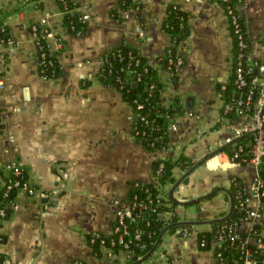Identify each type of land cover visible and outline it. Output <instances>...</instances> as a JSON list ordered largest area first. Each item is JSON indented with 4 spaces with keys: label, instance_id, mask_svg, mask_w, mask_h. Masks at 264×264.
I'll use <instances>...</instances> for the list:
<instances>
[{
    "label": "crops",
    "instance_id": "obj_1",
    "mask_svg": "<svg viewBox=\"0 0 264 264\" xmlns=\"http://www.w3.org/2000/svg\"><path fill=\"white\" fill-rule=\"evenodd\" d=\"M74 1V10L89 16L82 35L64 24L59 0H0V25L8 26L12 36L8 44L0 43V79L5 83L0 168L19 163L35 189L32 195L19 190L13 213L0 219L2 264H129V251L102 247L98 256L89 237L112 235L117 211L128 203L134 183H157L154 163L182 155L202 162L174 191L179 201H189L177 204L176 211L181 221L192 223V230L166 234L141 264H222L213 247H200L198 234L210 231L211 222L230 210L222 189H229L232 177L249 189L256 174L254 164L232 163L219 151L230 130L218 122L223 100L217 88L230 80L233 67L223 5L220 0H135L139 6L118 21L111 11L119 0ZM170 3L190 16V35L178 51L185 63L176 73L159 63L173 45L163 30ZM239 11L251 40L249 61L264 63V0H244ZM33 23L48 28L50 49L64 68L60 78L39 74ZM122 44L140 49L158 69L165 107L177 99L182 103L183 112L169 125L167 149L151 151L138 141L131 105L115 87L97 80L105 53ZM183 173L174 169L177 182ZM173 186L168 185V194ZM250 205L259 216L243 220L240 229L252 244L261 237L264 251V200L252 199ZM160 216L171 214L162 211ZM254 227L261 233H253Z\"/></svg>",
    "mask_w": 264,
    "mask_h": 264
},
{
    "label": "trees",
    "instance_id": "obj_2",
    "mask_svg": "<svg viewBox=\"0 0 264 264\" xmlns=\"http://www.w3.org/2000/svg\"><path fill=\"white\" fill-rule=\"evenodd\" d=\"M62 9L66 12L64 24L68 30L74 34H85L87 31V21L82 19V15L74 10L78 3L74 0H59ZM224 7L225 13H228L227 7L234 8V14L237 16L238 23L241 27L242 39L245 47L240 45V36L235 32V27L231 24V16L229 19V30L233 41V67L231 70L230 80L226 83L218 85L217 91L221 95V99L226 103H234L240 98L246 99L252 89L251 82L258 75V68L253 65L248 70V59L251 53V40L249 38L244 18L242 17L237 4H242L244 0H229L225 2L220 0ZM139 6L135 0H119L118 5L112 9L111 13L118 21H122V14ZM189 14L181 8L177 3H170L167 6V17L163 22V30L169 33L173 39V45L168 49L167 53L159 59V63L165 67L176 69V61L178 50L181 43L185 42L190 35ZM33 26L37 27L38 35L37 58L39 62V74L46 79H57L64 75V68L61 66L58 53L50 49L46 36L44 35L48 28L40 23H33L31 31L34 32ZM43 31V32H42ZM11 33L8 26L0 25V43L8 44L11 41ZM244 53L243 64L246 72L245 76L248 84L239 87L236 82V69L238 67V56ZM44 54V56H42ZM173 63L171 64V61ZM260 64V61H252ZM97 80L103 85L115 87L122 94L123 99L128 102L133 111L137 115L133 125V135L136 139L142 142L147 149H167L169 148L170 135L169 125L172 118L183 112L182 103L179 99L170 107H165L161 102V97L164 91V85L159 79L158 69L149 62L148 58L140 51V49L129 44H122L107 51L102 59L101 67L97 73ZM253 112L254 105L251 106ZM223 119L235 120L237 117L230 112L227 115L222 114ZM251 135L242 137V143H249ZM245 157L250 158L251 154L247 152L250 147H245ZM230 150V149H229ZM198 161L180 156L178 159L172 158L160 159L154 163V172L157 177V183H134L128 201L133 202L134 198L140 201H148L153 199L155 206L157 205L156 196L158 194L168 195L169 205H158L157 211L144 209L136 210L134 220L128 219L129 234L125 236V241L129 242V247L132 251L129 264H141L143 261L151 258L159 248L163 238L168 233H176L187 229L192 230L191 222H183L176 211L177 204L173 202L168 194V185L172 186L177 183L174 176V169L179 167L186 174L192 168L198 165ZM163 168L159 173L160 165ZM244 165L247 163L244 162ZM24 170V169H23ZM183 173V174H184ZM2 180L9 182V179L14 178L12 173L6 174L0 168ZM184 174V175H185ZM261 175L264 177V169L261 170ZM16 178V177H15ZM21 184L27 181V175L21 174L19 177ZM187 178L183 180L185 182ZM244 182L237 176L232 177L231 186L229 189H222L230 201V210L221 213L216 219L211 222L210 231H202L198 234V242L202 249H211L213 247L215 255L222 264H245V255L242 253V245L248 238V235L241 231H232V234L238 233L239 238L233 239L232 235L227 233L228 228L237 223L241 225L242 221L247 216V209L240 206L238 195L243 192ZM18 188L13 187L9 191L2 184L0 187V211L3 210L5 215L0 214V219H7L14 211L15 199L18 193ZM218 188L207 198L213 197L218 193ZM233 201V202H232ZM167 211L171 218H162L160 212ZM116 225V223H115ZM259 227H254L253 233L258 231ZM226 230V233L223 231ZM139 232L140 238L135 239L136 233ZM99 235V236H98ZM227 235L221 240V245H215L213 241L221 236ZM95 239L92 242V239ZM100 238L106 240V247L112 248L113 251L119 252L124 249L123 244L117 242L118 234L112 235L95 234L89 237V242L93 251L99 256L102 254V244ZM116 240L112 244L110 240ZM246 249L250 250L254 258V264H264V251L252 243L246 244ZM3 257L0 255V264ZM83 264H86L82 261Z\"/></svg>",
    "mask_w": 264,
    "mask_h": 264
},
{
    "label": "built area",
    "instance_id": "obj_3",
    "mask_svg": "<svg viewBox=\"0 0 264 264\" xmlns=\"http://www.w3.org/2000/svg\"><path fill=\"white\" fill-rule=\"evenodd\" d=\"M64 1V0H63ZM225 2H229V0H224ZM238 7L241 5L237 4ZM236 8V7H234ZM234 8L231 6L227 7L228 15L231 16V24L235 27V32L240 36V45L245 47V43L242 39L241 27L238 23L237 16L234 14ZM237 9V8H236ZM82 19L87 21L89 19L88 15H82ZM33 35L35 36L36 43L38 44V35L36 33L37 27L33 26ZM43 32V31H42ZM48 34V31L45 32V36ZM179 51V50H178ZM44 56V54L42 55ZM244 53H240L238 56V67L236 69V82L239 87L246 86L248 81L246 79V72L251 69L253 65H256L258 68V75L253 78L251 85L252 89L250 90L249 94L247 95L246 99L240 98L238 101L234 103H226L223 100V107L218 119V122L226 125L230 130V133L225 137L223 141V146L220 152L226 154L228 156V160L232 163H240L243 164L246 162L247 164L252 163L255 165L256 174L253 179V182L249 189L243 190L237 197L240 199V206L242 208L247 209V216L244 220L254 221L259 216V211L256 210L254 207H251L250 203L252 199H260L264 200V177L261 175V170L264 169V63L258 64L249 61L248 59V70L244 68L243 59ZM171 64L173 60H170ZM185 60L182 55L178 53L177 61H176V69H172L171 67L167 68L168 70L172 71L173 73L178 72V70L184 65ZM5 88V83L0 79V94L3 92ZM221 97L220 94H218ZM254 105V110L251 112V106ZM234 113L236 115L235 120L231 119H223L222 114ZM173 119V118H172ZM245 135H251V140L249 143H242L241 139ZM250 147L247 151L251 154L250 158L247 159L245 155V147ZM230 149V150H229ZM244 165V164H243ZM6 174L12 173L14 178L9 179V182L2 180V184L6 186V190L9 191L13 187H17L18 190H24L32 195L35 192L34 187L28 182V180L21 184L19 180V176L24 174V170L21 165L17 162H10L5 166L1 167ZM163 168V164L160 165L159 173ZM16 177V178H15ZM157 205L155 206L153 199H149L148 201H140L138 198H134V201H128L127 204H124L121 208L117 211V220L115 225L114 233L118 234L117 242L123 244L124 249L129 251L130 256L132 251L129 247V242L125 241V236L129 234V223L127 222L128 219L134 220L135 215L134 213L136 210L142 211L144 209H149L152 211L158 210V205H169L168 197L165 194H158L156 196ZM161 213V212H160ZM0 214L3 216L5 212L3 210L0 211ZM172 215V214H171ZM171 218V217H170ZM169 218V219H170ZM241 226V225H240ZM240 226L237 223L233 226L231 225L227 233L232 235L233 239L239 238V234L236 233L232 234V231H241ZM184 235L189 234L187 229L182 231ZM226 233V230L223 231ZM243 232V231H241ZM97 235V234H96ZM99 236V235H98ZM227 235L221 236L218 239H215L213 243L215 245H221V240L226 238ZM140 234L139 232L136 233L135 239H139ZM95 239H92L94 242ZM112 244L116 243V240H110ZM250 241L248 238L245 240L244 244L242 245V253L245 255V264H254V258L252 257V253L250 250L246 249V244ZM100 243L103 247H106V240L100 238ZM259 245H262L261 237L258 238L256 246L261 248ZM112 249V248H109ZM144 262V261H143ZM72 264H83L81 260H75Z\"/></svg>",
    "mask_w": 264,
    "mask_h": 264
},
{
    "label": "water",
    "instance_id": "obj_4",
    "mask_svg": "<svg viewBox=\"0 0 264 264\" xmlns=\"http://www.w3.org/2000/svg\"><path fill=\"white\" fill-rule=\"evenodd\" d=\"M202 162H199L198 163V165H196V166H194L193 168H192V170L190 171V172H188V173H186L174 186H173V188L170 190V192H169V196H170V198H171V200L173 201V202H175L176 204H185V203H189V201H186V202H182V201H179L177 198H176V196L174 195V191H175V189L179 186V184L181 183V182H183V180L185 179V178H187L188 179V176H189V174L195 169V168H197L200 164H201ZM187 181V180H186ZM185 181V182H186ZM233 202V201H232Z\"/></svg>",
    "mask_w": 264,
    "mask_h": 264
}]
</instances>
